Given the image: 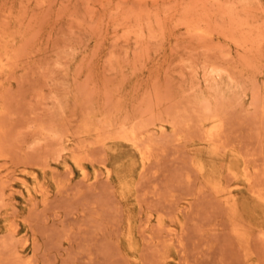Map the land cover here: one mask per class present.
Here are the masks:
<instances>
[{"label": "rangeland", "instance_id": "374dc122", "mask_svg": "<svg viewBox=\"0 0 264 264\" xmlns=\"http://www.w3.org/2000/svg\"><path fill=\"white\" fill-rule=\"evenodd\" d=\"M0 264H264V0H0Z\"/></svg>", "mask_w": 264, "mask_h": 264}]
</instances>
